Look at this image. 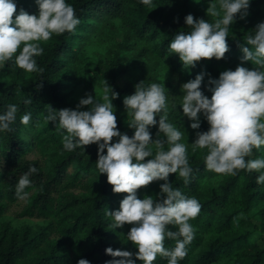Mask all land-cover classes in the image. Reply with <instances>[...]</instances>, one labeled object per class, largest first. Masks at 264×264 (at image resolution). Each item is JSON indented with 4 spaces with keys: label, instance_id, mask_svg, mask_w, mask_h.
I'll use <instances>...</instances> for the list:
<instances>
[{
    "label": "trees",
    "instance_id": "obj_1",
    "mask_svg": "<svg viewBox=\"0 0 264 264\" xmlns=\"http://www.w3.org/2000/svg\"><path fill=\"white\" fill-rule=\"evenodd\" d=\"M15 2L14 17L20 8L29 14L38 11L35 0ZM66 2L73 6L79 24L74 31L53 34L40 42L44 51L35 59L42 71L26 72L14 59L0 67V113L8 104H16L18 109L11 130L0 132V264H76L80 258L104 264L113 259L105 253L106 247L138 251L126 238L131 225L112 228V218L105 214L107 209H118L127 193H114L106 174H99L96 144L86 145L84 150H64L65 131L45 116L48 105L75 108L86 94L102 102L106 81L118 93L112 100L117 128L131 136L134 130L127 126L131 116L123 98L142 80L165 85L168 120L183 132L181 142L187 146L192 169L187 183L178 173L169 174V182L201 204L199 214L189 221L195 234L179 264H264V183L256 182L259 173L240 169L231 175L208 170L204 166L207 149L192 150L196 130L189 127L179 106L184 95L182 83L201 71L217 78L220 72L234 70L241 63L238 44H245L255 26L264 21V0H251L244 18L237 14L226 37L229 51L222 59L202 58L194 68H184L168 44L176 32L190 31L185 15L199 18L192 12L195 0H153L152 7L140 0ZM243 64L255 67L251 61ZM123 76L128 80L119 84ZM207 79L205 75L201 89L210 97L204 88ZM28 112L31 119L25 125L20 117ZM157 127L150 129L153 140ZM207 127L201 118L200 130ZM155 151L153 146V155ZM32 152L42 160L29 159ZM261 156L264 146L253 148L245 159ZM29 166L38 171L30 175L32 184L25 189L29 195L17 216L22 220L6 218L9 208L21 200L15 185ZM161 183L142 186L137 190L139 198L152 195L155 199ZM167 227L175 231L177 226ZM164 245L174 247L175 241L165 238ZM137 264L143 262L137 260ZM153 264H167V258L158 254Z\"/></svg>",
    "mask_w": 264,
    "mask_h": 264
},
{
    "label": "clouds",
    "instance_id": "obj_2",
    "mask_svg": "<svg viewBox=\"0 0 264 264\" xmlns=\"http://www.w3.org/2000/svg\"><path fill=\"white\" fill-rule=\"evenodd\" d=\"M250 2L208 0L206 13L216 18L214 22L194 19L191 13L185 15L184 23L190 31L176 32L169 41V49L178 54L184 68L196 67L202 58L222 59L229 51L226 41L229 26L237 14L240 18L248 14ZM140 3L153 6V0H140ZM35 4L38 6L36 13L29 14L20 8L14 17L15 0H0V67L5 61L14 59L15 65L26 72L42 71L35 59L44 51L40 42L49 40L53 34L74 31L79 24L73 6L66 0H35ZM254 29V34L246 37L245 44H238L241 63L234 70L220 72L217 78L201 71L194 79L182 83L184 95L179 106L190 122L189 127L196 130L192 150L207 149L204 166L208 170L231 175H236L240 169L255 170L259 173L256 182L264 183V156L245 159L253 148L264 146V21ZM244 61H251L255 67L249 69ZM205 75L208 79L204 88L211 93L210 97L201 89ZM134 88L132 94L123 98V105L131 116L127 126L134 130L131 136L117 128L112 100L118 93L106 81L102 102L95 95L86 94L75 108L56 109L48 105L45 119L65 131L62 136L64 150H84V146L96 144L95 163L99 174H106L114 193H127L118 209H107L105 214L112 218V228L131 225L126 238L138 251L106 247L105 253L113 259L104 264H137V260L153 264L158 254L167 258V264H179L187 255L186 245L195 234L189 221L201 209L195 196H186L168 179L169 174L178 173L187 183L192 172L187 146L181 142L183 132L168 120L165 85L145 84L142 80ZM84 106H88L86 110ZM17 110L16 104H8L6 111L0 113V132L11 130ZM201 118L207 122V130H200ZM30 119V112L20 117L25 125ZM152 126H158L155 140L150 131ZM114 137L118 139L113 140ZM146 157L149 159L145 160ZM37 171L36 167L29 166L19 177L15 185L18 199L28 197L25 189L32 184L30 175ZM153 181H163L156 198L152 195L139 198L137 190ZM168 225L177 226L176 230H169ZM165 238L174 240V247H165ZM76 264L91 262L80 258Z\"/></svg>",
    "mask_w": 264,
    "mask_h": 264
},
{
    "label": "rangeland",
    "instance_id": "obj_3",
    "mask_svg": "<svg viewBox=\"0 0 264 264\" xmlns=\"http://www.w3.org/2000/svg\"><path fill=\"white\" fill-rule=\"evenodd\" d=\"M208 6H209L208 1L199 0V2L197 3L196 0H195L192 12L195 15L199 16V18H204V19H206V18L207 19L208 18H215V17H212L211 15L206 13V9L208 8ZM217 8L219 9L218 4H217ZM126 80H128V77L127 76H123L119 80V84H122ZM155 138H157V136ZM28 158L29 159H40V160H42L41 156L37 152H32L31 154L28 155ZM24 207H25V199L17 201L7 211V213L5 215L6 218H9V219H12V220H22V219H17V216H18V214L21 213V211L23 210ZM28 221L29 222H37V220H35V219H30Z\"/></svg>",
    "mask_w": 264,
    "mask_h": 264
}]
</instances>
